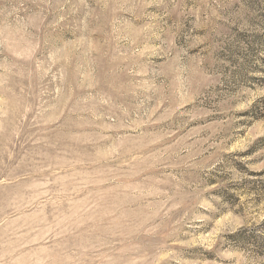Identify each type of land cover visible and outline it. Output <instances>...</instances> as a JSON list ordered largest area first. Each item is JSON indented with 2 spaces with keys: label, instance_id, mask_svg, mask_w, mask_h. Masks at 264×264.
I'll use <instances>...</instances> for the list:
<instances>
[{
  "label": "rangeland",
  "instance_id": "rangeland-1",
  "mask_svg": "<svg viewBox=\"0 0 264 264\" xmlns=\"http://www.w3.org/2000/svg\"><path fill=\"white\" fill-rule=\"evenodd\" d=\"M0 264H264V0H0Z\"/></svg>",
  "mask_w": 264,
  "mask_h": 264
}]
</instances>
